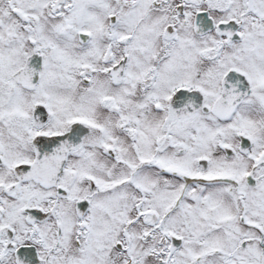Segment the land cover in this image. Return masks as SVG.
I'll return each instance as SVG.
<instances>
[{"label":"snow or ice","instance_id":"snow-or-ice-1","mask_svg":"<svg viewBox=\"0 0 264 264\" xmlns=\"http://www.w3.org/2000/svg\"><path fill=\"white\" fill-rule=\"evenodd\" d=\"M0 264H264V0H0Z\"/></svg>","mask_w":264,"mask_h":264}]
</instances>
